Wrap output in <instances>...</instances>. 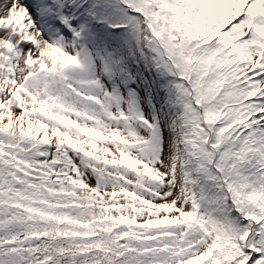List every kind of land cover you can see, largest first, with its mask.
<instances>
[{
	"label": "snow or ice",
	"instance_id": "6c2138e0",
	"mask_svg": "<svg viewBox=\"0 0 264 264\" xmlns=\"http://www.w3.org/2000/svg\"><path fill=\"white\" fill-rule=\"evenodd\" d=\"M0 264H264V0H0Z\"/></svg>",
	"mask_w": 264,
	"mask_h": 264
}]
</instances>
